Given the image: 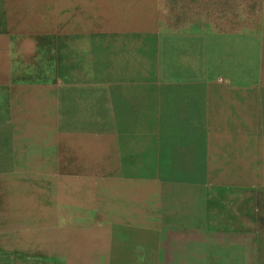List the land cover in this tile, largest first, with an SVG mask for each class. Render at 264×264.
Returning a JSON list of instances; mask_svg holds the SVG:
<instances>
[{"label": "rangeland", "instance_id": "rangeland-1", "mask_svg": "<svg viewBox=\"0 0 264 264\" xmlns=\"http://www.w3.org/2000/svg\"><path fill=\"white\" fill-rule=\"evenodd\" d=\"M150 2L152 21L145 9L136 27L111 29L147 35V67L135 83L108 85L127 94V108L107 94L79 114L49 61L40 60L48 38L35 26L41 4L0 0V122L7 127L0 133V264H148L144 210L158 204L152 213L210 245L194 254L198 264H264V76L249 83L257 69L245 62L249 48L264 43V0ZM9 12L27 25H15ZM192 89L228 92L199 102V116L188 117ZM14 93L22 95L18 117ZM223 103L235 118L217 116ZM93 113L97 121L89 123ZM15 137L21 142L11 152ZM9 152L15 162L2 168ZM157 184L159 193L147 192ZM205 185L212 186L211 243L191 232L205 217ZM174 198L186 201L182 218L169 215ZM166 241V248H190Z\"/></svg>", "mask_w": 264, "mask_h": 264}, {"label": "bare ground", "instance_id": "bare-ground-1", "mask_svg": "<svg viewBox=\"0 0 264 264\" xmlns=\"http://www.w3.org/2000/svg\"><path fill=\"white\" fill-rule=\"evenodd\" d=\"M98 1L36 0L37 4H41L39 6L43 11L35 19V26L38 29L37 35L48 37L45 42L38 40L43 44L40 49L43 57L40 60H43L42 62L44 60L49 61V73L59 78L60 93L63 99L67 103L77 101L79 114L80 109L88 114L98 101L104 102L107 94L110 95L115 92L116 95H120L121 93L116 90L108 93L110 89L108 85L112 87V84L118 83L134 84L139 72H143L144 67H147L146 33L143 31L142 33L124 36L115 34L111 31L114 27L104 26V22L109 19L108 15L112 14L113 11L104 13L106 11L104 9L108 5ZM72 11L78 15L76 21L68 17ZM99 16H104L105 20L103 21ZM141 18L142 15H137L134 23L140 21ZM10 19L14 24L16 21L19 25H27L25 18L20 14L10 13ZM163 45L166 47V43ZM163 45L159 48L157 57L161 56ZM248 55L250 57H247L245 62L257 69V75L249 83H255L262 79L260 76H264V44H257L253 49L249 48ZM50 58L52 59L50 60ZM137 61L142 63L140 67ZM97 115V113H93L89 117V123H95ZM6 128L0 122V133L7 132ZM5 165L11 164L3 163L2 168ZM0 198L2 199V197ZM1 199L0 204L3 202ZM172 213L183 214L184 210L176 209ZM192 236L194 235L177 231L173 232L166 242H179L182 247L187 244L190 248L199 250L201 245L210 246L207 241L201 242V239H193ZM250 236L253 237L251 234ZM222 241L220 239L217 244Z\"/></svg>", "mask_w": 264, "mask_h": 264}, {"label": "crops", "instance_id": "crops-1", "mask_svg": "<svg viewBox=\"0 0 264 264\" xmlns=\"http://www.w3.org/2000/svg\"><path fill=\"white\" fill-rule=\"evenodd\" d=\"M99 3L103 4H107V8H105L104 10H106L104 13H108L110 10L113 11L112 14H109V19H107L104 22V26H109V27H114V28H134L136 27V23H134L135 21V17L136 15H138L139 11H145V9H147V11H152L151 16H147L148 21H152L153 20V12L155 11L151 9V2L150 0H99ZM110 5V8H109ZM125 7V9H124ZM121 8H122V12H121ZM103 10V11H104ZM116 11V12H115ZM126 11V12H125ZM124 13V14H123ZM118 17H116V16ZM126 17H124V16ZM112 16V17H111ZM134 16V18H133ZM121 17V18H120ZM99 18L103 19V21L105 20L104 16H99ZM113 18V19H112ZM120 18V19H118ZM124 21V22H121ZM147 22V27L148 26H153L152 23ZM98 23V22H97ZM99 24V23H98ZM146 25V24H145ZM155 25V24H154ZM127 26V27H126ZM264 43L260 42V45H262ZM258 47V46H256ZM257 75V72L255 74V76ZM138 88V87H136ZM110 92H112V88L109 89ZM114 91V90H113ZM134 91V89L129 90V92ZM138 91V90H135ZM132 94V97L136 98L137 93ZM140 91V90H139ZM214 91V92H213ZM235 90H232L230 92L234 93ZM21 92V90H20ZM121 94L120 95H116V93L113 92L110 94V99H116V100H120L121 104L120 107L123 108H127V105H125V102L127 99V94H125L124 92L118 91ZM189 94L187 97V101L190 102L189 105L185 106V108L188 109L187 111V116L188 117H192L194 116V114L198 117L199 113L195 110V108H197L199 106V102H215L214 100L218 99V93H223V92H228L227 90H212L210 91V93H203V90H199V89H192L189 90ZM237 94H232L231 97L234 98V101L236 99H238L239 97H241L242 95H240V90L237 89ZM186 95V94H185ZM22 95L20 93H14L13 97H12V111L13 113L16 115V117L19 116V112L22 110L21 106L18 105V102H20ZM185 97V96H184ZM230 107H228L227 103H223L222 107L218 110V112L216 113L217 116L221 117L222 119H229V118H235V116L233 115L231 109H229ZM130 111H127L126 115H122V117H124V120L126 123L129 120L130 117ZM4 125V124H3ZM7 129V128H6ZM21 142V138H12L10 139V147L12 149L11 152H13L14 146L15 145H20ZM1 150V149H0ZM11 152H9L7 154V156H5L6 158L4 159V161L1 164H5L6 162H8L9 164H12L13 159H11ZM20 154V153H19ZM0 156H2L1 152H0ZM7 158H10L7 160ZM161 185H153L149 188H147V192L148 191H155L157 190V193H159ZM201 192H202V203L204 205L203 210L205 211V217L202 219L201 224L199 226H197L195 228L193 232L194 234H198V235H205L209 237V241L210 243L213 241L212 236H215V232L213 230H211L212 228V224L214 222V217L212 215H207L206 213V207L208 205L211 204V200L209 199V191H211L212 186H208L205 185L203 187H201ZM199 189V188H198ZM153 200H157L156 198H153ZM169 208H168V212L170 213V217H173L174 219L177 218H182L183 214H173L172 212L176 209H181L182 210V205L186 204V201H183L180 198H174V200L168 202ZM196 203V202H195ZM188 204V203H187ZM148 205V204H147ZM160 206V204L151 207L150 205H148L144 212H145V218H144V227L141 230V232L148 237L149 242H147V245L145 247V251H146V258H147V262L148 264H184L185 260L187 257L192 256L195 260V264H198L194 254H197L198 252H200L202 249H195V248H189V249H181L178 250L176 249V246H172L170 245L169 248H166V246H162L163 242L166 241V237L170 236L173 232H177L175 230V226H173V228L171 227V225L167 224V219L160 217L159 213H152L153 208ZM169 225V227H167ZM208 228H211V231H208ZM170 230V232L168 231ZM213 231V232H212ZM189 231H187L186 233H188ZM127 233H132V230H128ZM219 235V234H218ZM165 237V238H163ZM211 237V238H210ZM168 240V239H167ZM205 240H207L205 238ZM159 242L160 245L156 244L155 242ZM172 242V241H171ZM189 252L190 255H187L185 257H182L181 252ZM143 254V253H140ZM180 261H183L182 263H178Z\"/></svg>", "mask_w": 264, "mask_h": 264}]
</instances>
